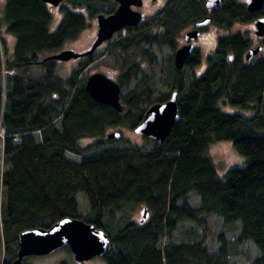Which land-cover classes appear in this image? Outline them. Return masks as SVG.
I'll return each instance as SVG.
<instances>
[{"label": "trees", "instance_id": "trees-1", "mask_svg": "<svg viewBox=\"0 0 264 264\" xmlns=\"http://www.w3.org/2000/svg\"><path fill=\"white\" fill-rule=\"evenodd\" d=\"M49 4L5 0L0 7V31L4 27L14 36L9 50L0 32V264H11L17 256L22 230L47 228L66 216L108 234L101 255L106 264H228V250L246 240L259 251L248 264H264V57L247 60L252 40L230 31L237 22L264 15V7L251 11L238 0L212 6L205 0H166L138 24L126 25L78 57L63 78L56 73L57 59L47 56L75 38L90 18L112 12L117 2L61 0L62 15L53 30ZM205 15L226 31L217 37L205 70L186 81L185 69L200 61L194 47L182 68L169 64V89L153 97L142 77L135 81L142 72L138 52L151 60L153 45L176 49L185 27ZM99 56L119 69L121 111L94 100L85 89L83 71ZM30 67L40 73H29ZM173 91L178 118L162 142L143 135L146 144L140 145L119 131V137L108 140L121 143L103 145L100 136L108 127L134 129L151 103ZM220 101L254 113L224 111ZM88 136L96 140L82 146L79 140ZM218 139L232 140L245 165L218 175L206 153ZM191 191L199 195L198 205L187 200ZM78 193L87 197L85 213L79 211ZM137 203L151 211L143 221L113 224ZM204 213L221 215L226 227L237 223L236 238L228 240L220 232L214 252L202 238L172 240L181 222H204Z\"/></svg>", "mask_w": 264, "mask_h": 264}, {"label": "rangeland", "instance_id": "rangeland-1", "mask_svg": "<svg viewBox=\"0 0 264 264\" xmlns=\"http://www.w3.org/2000/svg\"><path fill=\"white\" fill-rule=\"evenodd\" d=\"M4 1L5 0H0V7H2ZM165 1L166 0H143V4L137 8L141 11L142 17H145L161 8ZM238 1L247 3L249 0ZM49 8L52 12V19L49 22L48 27L50 30H53L61 18L62 12L59 4H49ZM75 9H81L85 11L84 8L80 7H75ZM192 27L193 24H189L181 32L177 47L187 42V40L184 38V33L186 30ZM96 29V18L92 17L89 19V24L84 29H82V31H80V33L75 38L66 40L60 49L71 48L76 51L86 49L90 46L96 34ZM255 29L256 27L254 20H252L249 22H237L232 26L230 31H240L246 34L252 40V46H255L256 44L260 43V39L254 32ZM0 32L5 37V43L8 49L12 50L14 46V36L7 32L4 27H1ZM224 33H226L225 30L212 22H209L202 27L198 37L193 41L194 46L200 51V61L193 68L185 69V77L187 82H189L191 78L199 76L205 70L206 66L208 65V55L214 50L217 37ZM149 50L150 53L153 54V58L151 60L146 59L145 56L141 55V52H138L136 59L140 62L142 72L139 73L137 78H135V81L142 77L144 82L153 88V97H155L157 93L169 89L168 83L170 80L168 75V66L171 64V62H173L172 54H174L175 49L169 48L168 46L153 45L149 48ZM44 53H40L39 56ZM260 56L264 57V47L257 54H255L253 58L256 59ZM78 60L79 58H70L67 60L57 59V75L63 78L66 77L71 72L73 67H75ZM98 70L107 73L114 79H116L117 75L119 74V69L112 64V60L103 56H99L89 63L84 69L83 74L87 76L89 73ZM27 71L33 74L40 73L39 67H30ZM219 106L222 110L227 112H242L245 115H252L254 113L251 108L242 109L223 101L219 102ZM114 130L120 131L123 134V137L128 138L132 142L138 143L140 145L146 144V138L143 136L144 134L136 132L134 129H130L128 126L120 125L108 127L105 133L100 136V138H103L104 140L103 145H118L121 143L117 139L108 140L109 137L106 136V133L108 131ZM95 140L96 138L92 136L82 137L79 140V143L82 146H85ZM206 153L211 157L216 171L220 176H222L229 167H241L246 163L245 157L236 150L232 140L230 139H218L212 141L209 143ZM186 198L192 205H198L200 202L199 195L193 191L189 192ZM77 201L79 211L81 213H85L89 209L87 197L82 193H78ZM144 206L145 204L143 203H137L128 206L127 210L124 211L125 213L123 212L124 216H122L123 213L118 214L113 224L118 226L127 219L140 221L141 210ZM146 210L148 216L151 211L148 208H146ZM203 217L205 219L204 222H194L190 220L181 222L176 231L173 233L172 240L175 242H180L202 238L203 242L208 245L209 251L214 252L219 245L217 236L220 232H222L224 237L228 240L236 238L239 233L238 224L236 223L226 227L222 222L221 215L215 213H204ZM258 253L259 251L257 247L250 240L239 242L234 244L232 248L228 250L227 262L228 264H248L255 256L258 255ZM24 259L28 264H106L104 258L101 255H94L89 259L77 261L74 259L71 249L65 247V245H62L48 253L29 255Z\"/></svg>", "mask_w": 264, "mask_h": 264}, {"label": "water", "instance_id": "water-1", "mask_svg": "<svg viewBox=\"0 0 264 264\" xmlns=\"http://www.w3.org/2000/svg\"><path fill=\"white\" fill-rule=\"evenodd\" d=\"M57 5L61 0H43ZM117 6L110 13H98L95 18L97 22L96 34L90 44L84 50L76 51L71 48H62L49 54L48 58L67 60L87 55L115 32L126 25H136L142 19V13L137 8L143 4V0H116ZM207 6L218 5L220 0H205ZM247 9L254 11L264 7V0H249ZM210 22V16L205 15L195 22V26L186 30L184 38L187 42L178 46L173 54V62L176 68H182L187 57L194 49L193 40L199 35V27ZM255 23V34L264 35V17H257ZM261 48V45L252 46L246 52L245 58L250 60ZM85 89L96 101L109 104L116 110H123L120 92L121 86L116 79L103 71H94L85 78ZM178 118L177 92L173 91L168 99L155 101L145 110L139 124L134 128L136 132L153 136L159 142L169 134L173 123ZM119 131L107 132L108 137H119ZM147 217L144 206L141 210L140 221ZM109 241L108 234L101 228L87 223L78 217H63L51 226L32 227L22 230L19 234L17 256L11 264H26L24 258L29 255L48 253L54 249L67 244L71 249L74 259L82 261L94 255L104 254Z\"/></svg>", "mask_w": 264, "mask_h": 264}, {"label": "flooded vegetation", "instance_id": "flooded-vegetation-1", "mask_svg": "<svg viewBox=\"0 0 264 264\" xmlns=\"http://www.w3.org/2000/svg\"><path fill=\"white\" fill-rule=\"evenodd\" d=\"M261 16L264 17V15H260V16H258V17H261ZM254 21H255V20H254ZM254 24H255V23H254ZM200 30H201V29H200ZM199 32H200V31H199ZM254 32H255V31H254ZM256 36H258V35H256ZM258 38L260 39V43H258V44L261 45V48H260V50H261V49L264 47V44L262 43V40H263V38H264V35H263V36H258ZM258 44H256V45H258ZM256 45H255V46H256ZM260 50H259V51H260ZM259 51H258V52H259ZM258 52H257V53H258ZM257 53H256V54H257Z\"/></svg>", "mask_w": 264, "mask_h": 264}]
</instances>
